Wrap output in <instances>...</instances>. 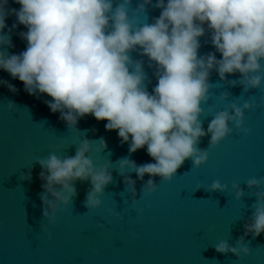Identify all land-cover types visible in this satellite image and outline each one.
Masks as SVG:
<instances>
[{
  "label": "clouds",
  "instance_id": "9594fccd",
  "mask_svg": "<svg viewBox=\"0 0 264 264\" xmlns=\"http://www.w3.org/2000/svg\"><path fill=\"white\" fill-rule=\"evenodd\" d=\"M13 3L20 8L9 10L8 0H0V46L13 47L10 35H3L5 21L12 14L27 29L20 33L27 47L19 54L0 51V70L18 79L29 95L50 97L48 108L60 114L69 130L77 129L79 119L90 115L106 121V130L116 131L122 143L129 145L130 154L147 149L154 163L137 165L128 158L117 162L125 191L133 195L134 208L136 181L126 172L135 173L141 181L146 175L150 177L140 190L146 199L158 190L155 177L170 183L186 160H191L192 169L205 166L209 150L234 130L244 136L251 134L244 125L245 112L259 104L230 103V111L212 115L207 132L201 119L202 105L209 99L213 70L220 81L233 87L241 85L243 93L264 85V0H157L153 6L160 10V16L150 24L146 9L152 0H142L133 11L145 18L142 23L129 15L132 0ZM205 25L221 59L215 53L198 55ZM138 49L148 58L149 67H156L157 84L151 93L145 85L148 77L143 61L131 57ZM236 73L240 74L238 80L226 81L227 75ZM229 96L225 91L220 99L225 101ZM15 106L8 102L9 111ZM206 135L210 136L208 147L200 149L198 144ZM100 144L106 148L103 139ZM90 152L91 141L83 139L74 156L60 157L51 152L36 159L42 169V216L49 226L55 225L59 211L72 206L78 181L91 185L84 201L87 212L102 206L101 197L113 183L111 163L96 167ZM31 178V169L20 176L22 181ZM244 184L255 197L244 236L234 246L227 240L213 245L217 253H231L238 259L251 255L246 237L264 233V177H252ZM205 189L228 193L229 185L216 179ZM231 191L237 201L245 195L236 181L231 183ZM142 212L139 210L138 215ZM110 215L123 221L119 214ZM42 230L47 232V228Z\"/></svg>",
  "mask_w": 264,
  "mask_h": 264
},
{
  "label": "water",
  "instance_id": "95a60500",
  "mask_svg": "<svg viewBox=\"0 0 264 264\" xmlns=\"http://www.w3.org/2000/svg\"><path fill=\"white\" fill-rule=\"evenodd\" d=\"M141 2L132 0L129 15L142 23L145 18L133 12ZM156 2L152 0L146 9L149 24L160 16V10L153 6ZM19 8V4L8 0L9 10ZM5 23L3 35H10L13 47L0 46V51L8 55L23 52L27 42L20 33L27 29L12 14ZM205 31L198 55L215 53L221 59L206 25ZM131 57L143 61L148 77L145 85L151 93L157 84L155 65L149 67L148 58L141 56L139 49ZM239 78V73L227 75L226 81ZM209 83V99L202 105L205 132L216 112L228 109L230 103L242 105L248 101L260 105L245 112L244 125L251 134L244 136L234 130L218 147L209 150L205 166L192 169L191 160H186L170 183L155 177L158 190L146 199L140 196V190L150 177L146 175L141 181L135 173L126 172L136 181L134 208L133 195L125 191L117 162L128 158L137 165L154 163L147 149L130 154L129 145L122 143L118 133L106 130V121L90 115L79 119L77 129L69 130L60 114L48 108L50 97L29 95L18 79L0 70V264H264V233L246 237L251 255L240 259L231 253L219 254L213 246L220 240L234 246L244 236V225L252 215L255 197L244 183L252 177H264V85L243 93L241 85L233 87L220 81L215 70ZM7 85L16 91H10ZM225 91L230 96L222 101L220 96ZM9 101L16 105L12 111L8 110ZM83 139L91 141L90 155L96 167L111 163L113 183L101 197L102 206L87 212L84 201L90 182H76L72 206L59 211L55 225L49 226L42 216V169L36 159L51 152L60 157L74 156ZM101 139L106 143L104 149ZM209 140L207 135L201 138L198 147L207 149ZM30 169L31 180L22 181L21 174ZM216 179L229 185L228 193L205 189ZM233 181L245 190L240 201L231 191ZM110 212L119 214L123 221Z\"/></svg>",
  "mask_w": 264,
  "mask_h": 264
}]
</instances>
